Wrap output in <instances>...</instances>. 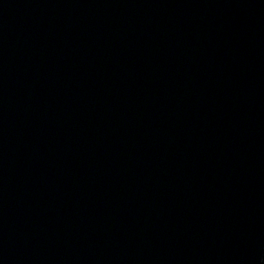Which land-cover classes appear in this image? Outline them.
<instances>
[{"label": "water", "instance_id": "obj_1", "mask_svg": "<svg viewBox=\"0 0 264 264\" xmlns=\"http://www.w3.org/2000/svg\"><path fill=\"white\" fill-rule=\"evenodd\" d=\"M0 264H264V0H0Z\"/></svg>", "mask_w": 264, "mask_h": 264}]
</instances>
